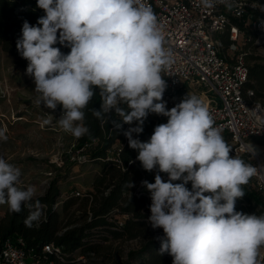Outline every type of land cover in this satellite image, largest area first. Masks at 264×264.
<instances>
[{
    "label": "clouds",
    "instance_id": "obj_1",
    "mask_svg": "<svg viewBox=\"0 0 264 264\" xmlns=\"http://www.w3.org/2000/svg\"><path fill=\"white\" fill-rule=\"evenodd\" d=\"M206 9L217 4L232 7V0H200ZM44 10L37 25L24 21L16 47L28 61L26 74L34 79L37 105L63 108L58 125L79 139L89 134L84 109L100 89L99 120L115 113L129 127L128 146L146 171L157 169L155 182L142 181L151 194L153 229L162 228L160 254L172 264H258L264 247V215L235 210L242 186L257 169L231 145L203 101L187 95L170 110L162 78L174 62L153 8L144 0H37ZM264 10V9H262ZM59 34V35H58ZM57 43L70 47L63 54ZM126 105V107H124ZM262 115L258 107L249 110ZM149 113L168 117L154 128L147 142L133 138L143 132ZM44 123H49L45 120ZM0 128V140H7ZM159 173L168 176L165 182ZM21 170L0 156V205L20 213L27 208L25 226L38 225L44 210L34 201V185L18 187ZM173 181H182L173 183ZM191 183V190L186 187ZM132 185L130 184V187ZM210 193V195H205Z\"/></svg>",
    "mask_w": 264,
    "mask_h": 264
},
{
    "label": "trees",
    "instance_id": "obj_2",
    "mask_svg": "<svg viewBox=\"0 0 264 264\" xmlns=\"http://www.w3.org/2000/svg\"><path fill=\"white\" fill-rule=\"evenodd\" d=\"M258 1L264 3V0ZM44 15V10L37 7V0H0V46L15 58L16 65L21 68L27 69L28 65L16 47L22 35V25L24 21L37 25L38 19ZM246 31L249 40L238 50L244 53L249 68L245 89H252L253 99L259 100L264 98V52L258 50L264 47V42L256 43L253 31ZM219 37L222 53L226 54L231 39L227 33H221ZM54 47L60 48L65 55L70 52V47L59 43ZM93 90L95 94L84 109V123L90 132L76 138L86 161L100 163L89 189L84 190L83 196L71 192L72 195L62 202L61 186L58 179H53L46 191L33 201H39L44 210L39 224L31 228L25 226V218L29 215L27 208L20 213L8 212L0 222V241L8 236L20 235L29 244L55 242L62 247L68 259H72L79 249L87 258L84 264H172L170 255L160 254L161 240L166 237L162 228L153 229L148 222L151 194L142 185L145 180L154 183L158 170L146 171L136 159L138 151L128 146L123 134L129 124L123 123L114 112L108 114L106 120L93 116L92 110H99L102 103L100 89L94 86ZM58 109L63 112L61 105H58ZM162 123L167 121L161 115L149 113L143 124V132L133 134V138L147 142L154 128ZM132 125L135 127V122ZM118 145L121 146L118 154L109 153L116 151ZM241 158L250 163L246 157ZM75 163L79 161L75 160ZM159 174L164 180L165 173ZM186 187L191 190V183ZM242 187L245 195L237 199L235 210L249 215H264V192L249 183ZM77 203L78 207L72 210ZM124 214H129V217L124 226H119L118 220ZM100 239L105 242H99ZM131 240L137 241V246L128 248L127 242ZM262 249L264 251V247Z\"/></svg>",
    "mask_w": 264,
    "mask_h": 264
},
{
    "label": "built area",
    "instance_id": "obj_3",
    "mask_svg": "<svg viewBox=\"0 0 264 264\" xmlns=\"http://www.w3.org/2000/svg\"><path fill=\"white\" fill-rule=\"evenodd\" d=\"M144 2L157 15L165 38L164 46L173 54V64L162 73L167 83L163 94L166 108L170 110L180 103L178 94L185 84L204 87L205 91L199 98L208 108L215 126L222 129L226 142L231 145L230 155L250 160L249 164L257 169V174L248 183L264 192V159L259 144L261 140L264 143V98L253 99L254 91L245 89L249 68L244 53L238 51L247 40L246 30L257 36L256 43L264 42V3L232 0L230 9L221 4L206 9L200 0ZM221 33H227L231 39L226 54L222 53ZM256 107L262 115L250 113L249 110ZM161 116L168 120V117ZM120 151L121 146L118 145L116 151L109 153L118 154ZM73 158L79 162L86 161L82 153ZM164 180H168L166 173ZM83 192L77 190L74 194L83 196ZM127 217L129 214L120 216L119 226H124ZM99 242L104 243L105 240L100 239ZM86 261V256L79 249L72 259H68L62 247L55 242L29 244L20 235L0 241V264H84Z\"/></svg>",
    "mask_w": 264,
    "mask_h": 264
},
{
    "label": "rangeland",
    "instance_id": "obj_4",
    "mask_svg": "<svg viewBox=\"0 0 264 264\" xmlns=\"http://www.w3.org/2000/svg\"><path fill=\"white\" fill-rule=\"evenodd\" d=\"M258 51L263 53L264 47ZM204 91L202 86L185 84L178 99L181 102L188 94L199 98ZM37 96L34 79L26 74L25 68L17 66L15 58L0 46V128L7 130V140H0V156L21 170L17 186L26 188L34 185L37 189L36 197L46 191L53 179H58L62 190L60 199L63 202L75 191L89 189L100 163H75L73 157L80 155L83 149L78 147L75 137L58 125L57 121L62 116L58 106L51 110L37 105ZM45 120L49 123H44ZM259 144L264 159V143L261 140ZM78 205H73L72 210ZM8 212L7 204L0 205V222ZM135 246L137 241L127 242L128 248ZM257 259L258 264H264L262 248Z\"/></svg>",
    "mask_w": 264,
    "mask_h": 264
},
{
    "label": "bare ground",
    "instance_id": "obj_5",
    "mask_svg": "<svg viewBox=\"0 0 264 264\" xmlns=\"http://www.w3.org/2000/svg\"><path fill=\"white\" fill-rule=\"evenodd\" d=\"M257 148V147H256ZM259 150V149H258Z\"/></svg>",
    "mask_w": 264,
    "mask_h": 264
}]
</instances>
